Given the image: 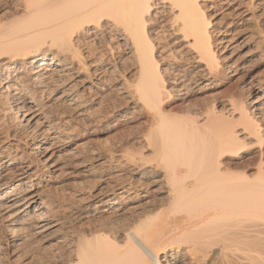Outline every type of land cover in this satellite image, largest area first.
I'll use <instances>...</instances> for the list:
<instances>
[{
  "label": "bare ground",
  "instance_id": "6f19581e",
  "mask_svg": "<svg viewBox=\"0 0 264 264\" xmlns=\"http://www.w3.org/2000/svg\"><path fill=\"white\" fill-rule=\"evenodd\" d=\"M14 1L0 20V261L264 264V78L239 51L264 59V0ZM117 54L136 79L112 89ZM106 102L148 126L142 150L78 144Z\"/></svg>",
  "mask_w": 264,
  "mask_h": 264
},
{
  "label": "rangeland",
  "instance_id": "374dc122",
  "mask_svg": "<svg viewBox=\"0 0 264 264\" xmlns=\"http://www.w3.org/2000/svg\"><path fill=\"white\" fill-rule=\"evenodd\" d=\"M16 5H15V1L14 0H0V20H5L6 18H8L9 16H10V14L11 13H14L15 11H16V9H17V7H15ZM16 8V9H15ZM259 9H260V7H259ZM15 10V11H14ZM12 11V12H11ZM14 11V12H13ZM10 13V14H9ZM8 14V15H7ZM4 15V16H3ZM245 27H247V29L249 28L248 26H245ZM245 27H238V26H235L234 27V29H236V31L237 32H239V31H245V33H249V29H248V31L246 30V28ZM218 32V31H217ZM217 32H216V34H217ZM231 34V33H230ZM229 34V35H230ZM220 35V32H219V34H217V36H219ZM91 40V42H96V43H99L98 41H97V39H94L93 40V38H91V39H89V41ZM93 40V41H92ZM96 40V41H95ZM95 45H98V44H95ZM99 46V49L101 50V49H103V47H102V45H98ZM242 48H240L239 49V51H241L242 53V56H243V59H242V61L241 62H245V63H247V69H249L250 70V74L251 75H254V76H257V77H261V78H264V59L262 58H259V57H256L255 55L254 56H250V57H248V56H246V55H248L247 53H248V49H246L245 48V46H241ZM84 52V51H83ZM86 52V51H85ZM247 52V53H246ZM245 53H246V55H245ZM245 55V56H244ZM247 57V58H246ZM257 58V59H256ZM122 56L121 55H119V54H117V55H115V57H114V62H115V64L117 65V68H118V70H119V72H118V75H117V77H116V80L115 81H112V83L110 84L111 85V87H110V85H109V87L110 88H115V87H117V88H120L121 87V84L124 82V81H128L130 84H131V82L133 81V79H136V68L134 67V65H131V64H129L130 63V61H128V60H124V59H122ZM262 60V61H261ZM127 62V63H126ZM129 62V63H128ZM260 62V63H259ZM124 63H126V65L124 64ZM129 66V67H128ZM131 66H133V67H131ZM92 66H90L89 67V69H92L91 68ZM126 69H125V68ZM130 69V70H129ZM135 74V75H134ZM125 76V77H124ZM135 76V77H134ZM123 78L125 79V80H123ZM129 78V79H128ZM232 78H230V80H231ZM132 80V81H131ZM233 80V79H232ZM235 80V79H234ZM228 82H229V80H228ZM227 82V83H228ZM132 83H134V81L132 82ZM89 87V88H88ZM89 89H90V91H89ZM79 90L80 91H82L83 93H85L87 96H89V97H93V95L98 91L97 90V88L96 87H94V86H92V83L90 84V82H85V84L83 83L82 85H80L79 86ZM221 90V93L219 92ZM223 90H224V87L223 88H221V89H217V90H215V93H220V96L222 97V96H226L225 94H223L224 92H223ZM94 92V93H93ZM121 92L119 91V93L117 92V95L115 96V97H117L116 98V100L118 101L119 100V103H122L123 101H124V96H122V94H120ZM118 94H119V96H118ZM121 97V98H120ZM123 97V98H122ZM120 98V99H119ZM120 100H122V101H120ZM107 103L110 105H107ZM108 106V107H107ZM112 106V104H111V102H106L105 103V105L102 107L103 109H100V110H102V111H99L100 113H99V117H101L100 118V120H98L99 121V123L97 124H95V125H93L92 126V124H91V126H90V129L89 128H87V132L85 133V131H86V129L83 127L82 128V134H83V136H82V138H81V140L79 141V143L78 144H80L81 145V143H82V146H84L83 148H85L84 149V151L86 152V150L87 151H89V149L91 150L93 147L95 148V147H99V148H103L104 147V145H105V147L106 148H108V146H107V144L109 143V148L112 146V147H114V149L115 150H117V151H122V152H124L125 151V155H126V151L128 152V151H132V153H127V154H133V151L134 152H137V150L138 149H140V150H142L143 148H142V144H140V143H136V144H133V139L134 138H136V137H139V136H141V135H143L144 133H146L147 132V125H144V123H143V121L139 118L138 119V117H137V115L136 114H134V115H132V116H134V117H132L131 119H130V121L128 120V121H126V122H115L116 121V116L118 115V114H120L121 112H123L124 111V109H129L128 107H124L125 105L123 104L122 106V108H116V109H114L113 107H111ZM104 107H106L105 109H104ZM113 109V112H112V110L111 109ZM88 109H92V106H89V108ZM108 109H109V111H108ZM104 110V111H103ZM119 110V111H118ZM104 112V113H103ZM113 113V114H112ZM107 115V114H110L108 117L110 118H108V120H106V116H104V115ZM102 115L104 116V117H102ZM112 115V116H111ZM136 115V116H135ZM106 117V118H105ZM113 117H115V118H113ZM105 118V119H104ZM105 121H104V120ZM113 119H115V120H113ZM103 120V121H102ZM113 120V121H112ZM101 121H102V123H101ZM109 123H108V122ZM111 123H112V125H111ZM120 124V125H119ZM125 124V125H124ZM99 125V126H98ZM122 125V126H121ZM113 126V127H112ZM82 127V126H81ZM96 127V128H95ZM110 127V128H109ZM97 129L98 131H102L103 130V132H101V133H98V134H91L92 133V131H93V129ZM109 128V129H108ZM105 130V131H104ZM106 131H108V132H106ZM84 132V133H83ZM89 134V135H88ZM121 137V138H120ZM111 138H113V141L114 142H112V139ZM102 139V140H101ZM92 140V141H91ZM105 140H106V142H107V144L105 143ZM87 141H88V143H87ZM83 142H84V145H83ZM98 142V143H97ZM102 144H101V143ZM99 143H100V145H99ZM103 143H104V145H103ZM97 145V146H96ZM118 145V146H117ZM132 145V146H131ZM117 146V147H116ZM88 149H87V148ZM104 147V148H105ZM127 147V148H126ZM125 148V149H124ZM131 148V149H130ZM127 149V150H126ZM137 149V150H136ZM140 150H138V151H140ZM128 156V155H127ZM147 157V158H146ZM146 159L147 160H149V159H151V158H153V154L150 152V151H147L146 152ZM72 180V181H71ZM76 180H78V179H76ZM76 180H74V179H69V180H65L66 182H69V184H71V182L73 183V182H75ZM81 182V179H79L78 180V182ZM65 182V183H66ZM78 182H76V183H78ZM68 183H66V185H69ZM64 195V194H63ZM66 195V194H65ZM16 254H18V252H15ZM13 254V255H10V256H8V257H4V258H2V260L0 261V264L1 263H3V264H8V261H9V264L11 263V262H13V263H11V264H15L16 262H15V258H16V254ZM13 256V257H12ZM17 261V260H16ZM6 262V263H5ZM15 262V263H14Z\"/></svg>",
  "mask_w": 264,
  "mask_h": 264
}]
</instances>
